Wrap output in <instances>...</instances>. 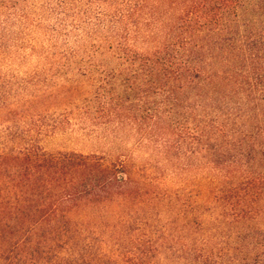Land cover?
Wrapping results in <instances>:
<instances>
[{
    "label": "trees",
    "instance_id": "16d2710c",
    "mask_svg": "<svg viewBox=\"0 0 264 264\" xmlns=\"http://www.w3.org/2000/svg\"><path fill=\"white\" fill-rule=\"evenodd\" d=\"M18 1L0 0V51H28L23 45L26 37L6 39L8 29L12 34L23 27L44 32L42 40L36 36L28 41L32 51L80 55L107 50L131 63L141 60L142 69L153 75L151 85L159 88L153 79L163 75L167 91H181L186 121L192 115L204 117L202 122L172 125L171 149L186 147V155L196 156L211 142L217 146L222 141L237 149L226 171L216 165L218 176L225 172L224 180L200 181V195L213 198L228 223H258L264 217V26L261 31L256 23V14L264 16V0H170L165 8V1H159L160 10L147 8V0H88L90 5L97 3L93 10L74 4L86 0H56L55 5L38 7L55 19L51 26L44 23V14L35 13L33 18L34 12L21 8ZM141 19L157 33L144 43L137 42L143 31ZM93 35L101 42L90 45ZM224 52L234 66L220 71L211 61ZM218 78L222 83L228 80V93L222 97L203 93ZM193 88L201 90L200 99L190 103ZM240 91H246L248 102L236 98ZM9 122L0 124L8 132L0 143V264L156 262L170 236L139 233L134 217L78 219L88 208H112L127 197L149 194L147 190L139 194L126 161L74 150L49 151L40 143L41 135H46L44 123L27 121L22 130L18 126L13 131ZM60 125L54 123L48 130L56 132ZM153 191L158 197L160 192ZM227 244V249H216L210 239L194 243L187 249L189 258L194 264H264V231L244 243L236 239Z\"/></svg>",
    "mask_w": 264,
    "mask_h": 264
},
{
    "label": "rangeland",
    "instance_id": "374dc122",
    "mask_svg": "<svg viewBox=\"0 0 264 264\" xmlns=\"http://www.w3.org/2000/svg\"><path fill=\"white\" fill-rule=\"evenodd\" d=\"M72 1L75 0H69ZM159 1H165L164 8L169 6L170 0H147V8L157 10ZM47 2L52 5L57 3L56 0L18 1L21 8L34 12L33 18H36L35 13L44 14V23L51 26L55 24V19L38 8ZM74 4H77L76 7L83 5L85 9L93 6L92 10L97 7V3L90 5L88 0ZM72 11L70 8V14H73ZM258 14L256 23L262 31L264 16ZM72 18L73 15H70V23ZM141 20L143 31L138 43L150 41L157 35ZM83 24L91 30L87 23ZM25 25L29 27L28 23ZM22 28L19 31L15 29L12 34L8 29L7 41L17 36L26 37L31 42L36 36L43 39L42 29L36 33ZM91 37L90 45L101 42L99 35ZM28 41L23 44L28 51H0V124L10 119L11 130L16 131L18 126L22 130L27 121L44 123L46 135H41L40 143L49 151L74 150L97 153L111 159L121 157L131 169L135 181L133 185L140 188L139 194L146 190L149 192L127 197L119 206L115 203L112 208L105 205L99 210L88 208L78 219L88 215L102 216L103 219L134 217L139 233L146 230L150 234L157 232L161 237L163 234L170 236L165 239L154 264H194L187 249L194 243L200 245L204 240L210 239L216 249H227L229 241L239 239L240 243H244L261 237L264 217L258 223H228L218 203L213 198L200 195V181L210 183L209 178L212 177L224 180L225 172H220L221 176H218L216 167H223L225 171L230 167L237 150L232 143L222 141L216 146L211 142L203 154L196 156L186 155V147L179 150L169 146L168 141L173 137L172 125L179 127L180 121L198 123L204 117L192 115L186 121L181 106L186 98L181 91H167L163 86V75L153 79L159 83L157 88L148 82L153 75L142 69L141 60L131 63V60L117 57L107 50L80 55L32 51ZM225 55L228 53L224 52V55L211 61L220 71L234 66L228 57L224 58ZM221 81L218 78L215 84L206 86L207 90H202L203 93L222 97L228 93L230 84L226 79L224 83ZM216 89L217 94L213 93ZM200 92L198 88L191 89L187 101L195 103L200 99ZM246 96V91H240L236 98L243 97L248 102ZM3 101L5 105H2ZM172 107L173 112H170ZM54 123L61 125L51 133L48 129ZM7 133L0 129V143L7 140ZM219 159L220 165L217 164ZM153 190L160 192L158 197H154ZM139 219L148 220V224L137 223ZM104 248L109 249V243H105Z\"/></svg>",
    "mask_w": 264,
    "mask_h": 264
}]
</instances>
